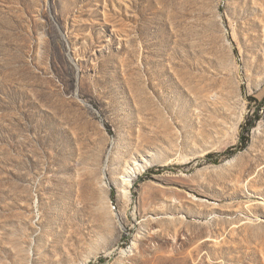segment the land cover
<instances>
[{"label":"rangeland","instance_id":"rangeland-1","mask_svg":"<svg viewBox=\"0 0 264 264\" xmlns=\"http://www.w3.org/2000/svg\"><path fill=\"white\" fill-rule=\"evenodd\" d=\"M0 264H264V0H0Z\"/></svg>","mask_w":264,"mask_h":264},{"label":"trees","instance_id":"trees-1","mask_svg":"<svg viewBox=\"0 0 264 264\" xmlns=\"http://www.w3.org/2000/svg\"><path fill=\"white\" fill-rule=\"evenodd\" d=\"M253 127V121H247L246 124L244 125V131L248 132L250 130V128ZM242 142L245 141L244 137H241ZM233 152V148H229L227 149V151H225L223 154H218L216 156H222V155H228L231 154Z\"/></svg>","mask_w":264,"mask_h":264}]
</instances>
